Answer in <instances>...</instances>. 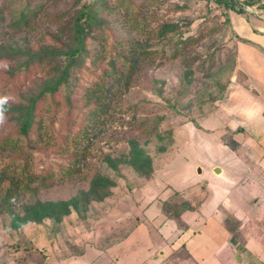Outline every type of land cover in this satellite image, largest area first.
I'll use <instances>...</instances> for the list:
<instances>
[{
	"label": "rangeland",
	"instance_id": "obj_1",
	"mask_svg": "<svg viewBox=\"0 0 264 264\" xmlns=\"http://www.w3.org/2000/svg\"><path fill=\"white\" fill-rule=\"evenodd\" d=\"M35 1L0 0V140L21 137L19 148L0 151V171L27 161L39 179L30 183L32 193L9 201L10 211L0 204V264H174L182 257L174 249L194 231L193 255L216 250L219 263L264 264L263 223L238 228L235 217L251 216L259 191L236 193L244 174L237 153L233 165L226 163L232 155L223 145L232 141L225 130L236 126L224 102L241 80L235 33L249 36L244 27L264 19V9L243 2L250 20L228 11L232 29L212 0H47L25 22ZM135 18L142 26L133 29ZM189 37L198 41L184 44ZM117 41L137 54L145 50L135 70L116 56ZM251 49L248 58L256 56ZM63 69L65 81L47 93ZM114 74L124 76L121 85ZM102 84L116 97L91 120L85 96ZM228 99L256 106L239 93ZM30 107L32 130L23 137ZM224 188L229 209L220 206L217 214L225 229L209 216ZM36 200L50 215L15 228L13 215ZM181 214L185 230L172 218ZM182 264L197 263L182 257Z\"/></svg>",
	"mask_w": 264,
	"mask_h": 264
},
{
	"label": "crops",
	"instance_id": "obj_2",
	"mask_svg": "<svg viewBox=\"0 0 264 264\" xmlns=\"http://www.w3.org/2000/svg\"><path fill=\"white\" fill-rule=\"evenodd\" d=\"M239 20L240 19H238V21ZM255 20L256 23H250L244 27V29L246 28L250 31V37L247 34L240 35L247 38L249 40L248 42L235 39L236 65L237 71L241 76V80L235 82L233 88H231L229 92V96L232 98L233 95H237L239 93L241 96H245L250 103L256 104V106L250 104L245 105L240 102L232 105L230 103L231 100L228 99L230 97L227 98L226 103L224 102L225 113L230 115V122H234L236 124L235 129L229 128L225 130V132H228L227 136L232 139L231 143H223L232 155V158L230 160L227 159L226 163L233 165V155L234 152L237 153L238 157L235 159L238 161L239 165H241L239 168V171H241L240 174H244L239 180H235V185L239 187V192L236 193L244 196L246 195L244 190L250 187L252 189H258L259 191L256 192L257 198L254 200L251 208L247 210L248 212L249 210L252 211V214H249L251 216L247 215V218H243L242 214L235 215L238 228H243L248 225L247 222L250 220L262 222L264 226V214H261L264 210V19L255 18ZM259 23L261 26L260 28H257L259 27ZM252 35H254L253 38H251ZM252 47L256 50L254 51V55L256 56L248 58V54L252 50ZM257 99L261 101L258 103ZM227 168L228 170L232 169L229 166ZM221 171L219 170L218 173L223 174L225 170ZM219 190L222 191L219 203H222L218 205L216 209L210 213L211 215L209 214V216L214 219L215 224H217L220 228L225 229V219L221 215L218 216L217 209L220 206H224L225 208L229 207L227 204L229 203L228 196L230 194L229 189L227 188ZM201 200L196 214L199 212L206 200V193L204 195V199ZM222 213L224 214V211H222ZM207 220L209 221L210 219L208 218ZM198 233L199 232L194 231L193 234L189 235V238L179 244V249H174L176 251H174L173 254L175 255V253H178V255L185 259L190 258L196 261L197 264H223L213 258L216 250H213L209 253V255H193L194 252H192L191 244L193 243L192 240L197 238ZM261 236H264V233L261 235V233L258 232V238L260 240ZM204 242L205 244L209 243L207 238H204ZM246 242L248 245L253 243L255 244L258 242V239H248ZM180 248L182 249L183 254L180 253ZM182 257H179L178 263L176 259L174 264H182Z\"/></svg>",
	"mask_w": 264,
	"mask_h": 264
},
{
	"label": "trees",
	"instance_id": "obj_3",
	"mask_svg": "<svg viewBox=\"0 0 264 264\" xmlns=\"http://www.w3.org/2000/svg\"><path fill=\"white\" fill-rule=\"evenodd\" d=\"M46 1L47 0H36L33 5L29 3L27 6L25 15H24L25 22L27 20L35 18L37 15V12L41 9L42 4ZM124 1L126 0H121L120 4L122 5V2ZM212 1L219 6H222L224 9V12H227L226 18L224 19V21L226 22V25L228 27H231L232 29H233V25L231 23V17L228 11L232 10L241 15L245 14L246 19L250 20L251 18L253 19L254 17L250 16L249 13L243 8V5H242L243 2L246 5L255 6L257 8L264 9V0H243V1L242 0H212ZM2 18L3 17L0 14V23L2 22ZM144 22L145 21H143V24ZM140 25L142 26V24H139V20H136V18L134 21H130V27H132L133 29L138 28V26ZM174 28H175V25H170L169 27H163L161 31H157L158 36H165L168 32L172 31ZM212 28L210 32L220 31L218 27H212ZM200 35L202 37L203 33ZM235 35H236L235 38L238 40L245 41V42L249 41L247 38L243 36H240L236 33ZM185 40L186 41L184 44H190V43H194L198 41V39L194 37H189V38H186ZM136 44L132 46L133 50L136 48L135 47ZM113 47L114 46L111 45L110 49H112ZM234 47H235V42H234ZM117 49L118 50L116 51L115 54L120 59H122V65L124 66L130 65V68H132L133 70H135V66L138 60L137 58L138 55H141L142 58L147 56L146 53H144L145 50H142L141 53L137 54V51L133 52L131 50H128L125 44L121 42H119V46ZM176 54L177 53L175 52L173 56H176ZM66 73H67V70L63 69L62 76H61L62 79L56 80L50 87H48L47 93H55L58 90L59 86L62 84V81L63 80L65 81ZM123 77L124 76L122 74L121 75L114 74V81L118 85L119 84L121 85ZM116 93L117 91L112 89V87L107 88L103 84L93 87V89H89L87 91L85 98L88 103L93 104L91 105L93 108L91 109V112H90L91 114L89 113L86 116L90 117L91 120H96V118H98L101 115V113H104L105 111L111 108L112 102L114 98L116 97ZM32 110H33L32 107L28 109V116L25 114L24 119L21 123L20 135L23 137H27L28 133L32 130L30 129L32 125L31 118L33 116ZM224 134L227 135L228 132ZM20 139L21 137L19 136L16 138H9V137L2 138L0 140V151L16 150L17 148H19ZM10 165L11 164L2 167V170L0 171V183H2V181L6 183L5 186L3 187V190L1 189L2 187L0 186V191L1 193H3L1 194V198L3 197V199H2V203L0 202V204L3 206L4 209L8 211H10L9 201L12 204V202H14V199H18L19 197L23 196L27 192L32 193V191H34V188H31L30 183H33L39 180L37 179L36 176H34L30 172L29 163H27V161L23 163L17 162V164L15 165H11V166ZM65 173H67L68 176H71V173L69 170L66 171ZM44 182L45 181L43 178L41 180L42 187L45 186ZM35 203L36 204L33 207L30 206L31 209L30 208L27 209L28 206L26 207L25 206L26 204L22 205L23 211L25 212L21 216L18 213L13 215L14 217H13L12 224L15 228L19 227L23 222L37 221V220L42 219L43 217L50 215L49 213L50 211L46 210L48 204L40 202L38 200H36ZM172 218L178 221L177 225L179 224L180 227L182 226L183 228L182 230L187 229L188 226L186 222L183 220L182 214L178 216L175 215Z\"/></svg>",
	"mask_w": 264,
	"mask_h": 264
},
{
	"label": "clouds",
	"instance_id": "obj_4",
	"mask_svg": "<svg viewBox=\"0 0 264 264\" xmlns=\"http://www.w3.org/2000/svg\"><path fill=\"white\" fill-rule=\"evenodd\" d=\"M3 121V116H2V114H0V122H2Z\"/></svg>",
	"mask_w": 264,
	"mask_h": 264
},
{
	"label": "water",
	"instance_id": "obj_5",
	"mask_svg": "<svg viewBox=\"0 0 264 264\" xmlns=\"http://www.w3.org/2000/svg\"><path fill=\"white\" fill-rule=\"evenodd\" d=\"M260 19V18H259ZM262 19V18H261Z\"/></svg>",
	"mask_w": 264,
	"mask_h": 264
}]
</instances>
